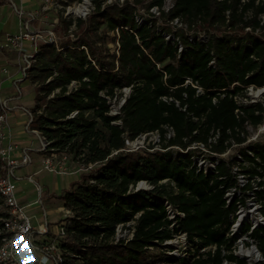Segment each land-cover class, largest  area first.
Returning a JSON list of instances; mask_svg holds the SVG:
<instances>
[{"label": "trees", "instance_id": "1", "mask_svg": "<svg viewBox=\"0 0 264 264\" xmlns=\"http://www.w3.org/2000/svg\"><path fill=\"white\" fill-rule=\"evenodd\" d=\"M102 1L93 0L95 9L85 19L60 16L55 28L67 38L41 44L28 77L36 87L31 128L72 161L96 163L64 194L70 213L64 251L71 264H146L155 249L164 250L161 260L167 264L235 259L222 247L233 244L226 232L236 202L227 203L226 192L236 183L232 165L239 159L221 158L214 171L205 172L192 153L172 146L186 148L218 131L212 150L222 153L239 143L236 150L247 161H241L242 170L251 176L264 172V143H243L248 124L264 120V105L235 99L248 86H264V0H177L161 14L187 23V29L174 30L176 39L165 38L173 31L167 23L159 30L156 18L136 20L140 0L105 6ZM154 4L163 0H150L148 8ZM108 31L114 46L107 44ZM187 31H205L208 39L191 41ZM124 86L130 94L121 112L111 114L109 98ZM166 126L174 135H167ZM155 130L161 149H127L126 138ZM140 181L153 186L137 189ZM165 200L185 213L173 226ZM132 219L134 236L115 241L117 224ZM179 231L196 250L214 244L216 249L175 257L163 242ZM254 235L264 251V235Z\"/></svg>", "mask_w": 264, "mask_h": 264}, {"label": "built area", "instance_id": "2", "mask_svg": "<svg viewBox=\"0 0 264 264\" xmlns=\"http://www.w3.org/2000/svg\"><path fill=\"white\" fill-rule=\"evenodd\" d=\"M38 1L41 4L40 9H30L26 8L24 5L14 4L19 17L22 18L26 16L27 18L26 20H22V27L17 33L6 34L0 44V47L13 49L18 53L19 66L22 73L20 76L21 80L29 77L30 68L40 48L39 41L47 43L57 42L58 36L55 28H53L54 22H49V20L46 19V15L43 17L44 14H42V12H47L52 9H62L60 12L65 15V17L76 20L78 18L85 19L86 15L89 13L91 14L95 9L93 0ZM125 1L126 0H103L102 6L112 3L121 5ZM176 2L177 0H163L161 6L154 4L151 5L149 9L153 15L162 14L163 11L169 12L172 10ZM88 7H90L91 11ZM142 15L143 14L139 15V13L136 14V20L140 24L146 22L150 23L148 19ZM260 18L261 22L264 23V16H260ZM170 21L169 23L173 26V31L164 33V36L166 39H176L177 36L174 30L178 28L187 29V23L179 16L170 19ZM157 24H159L158 29L161 30L162 25L159 22H157ZM187 33L191 41L195 39H208V35L205 31H200L197 34L192 31H187ZM27 42L34 46L32 50L28 48ZM182 50L183 45L179 41V51ZM194 85L197 86L196 84ZM248 88L250 91L254 88L259 89V91H264V86L254 87L251 85L248 86ZM130 91L131 87L129 86H124L120 90L122 93L119 103L120 108L126 101V97L130 94ZM198 91L202 92L203 89L198 87ZM18 92L21 93L20 87H18ZM163 98L166 100L172 99L166 96ZM235 99L239 104H243L239 101L237 95ZM10 108L9 99L1 95L0 86V160L2 168L0 174V211L2 212L0 216V264H71V254H67L61 245V240H64L67 236V216L56 224L54 230H50L49 223L47 222L40 227H36L32 222V215L27 212L26 205L20 201L17 195L15 182V178H17L16 170L20 166L29 165L32 160L28 149L19 148L17 143L13 141L10 136V129L8 128V114ZM32 120L33 114L31 112L29 115V126ZM249 125L251 124H248V126ZM166 127L167 135L169 137L174 135L173 128L170 126ZM256 127L260 131H263L264 120L256 125ZM31 131L38 139V149L44 152L42 168L33 170L27 174V179L36 183L39 194L42 192V187L37 182L36 175L41 170L56 173H81L89 171L96 164L92 162L76 163L72 161L67 151L57 152L50 149L49 141L38 129L31 128ZM147 133H157L158 139H160L157 130L141 133L139 136ZM218 133L219 132L216 131L211 134L207 141H194L186 148L176 145L172 147L179 149L184 155L192 153V159L198 166V169H202L205 172L214 171L221 158H229L232 155L235 156L236 159H239L237 163L232 165V172L235 175L236 183L226 192L227 203L236 202L235 211L231 213V224L226 232L227 237L233 238V244L228 250L222 247L223 253H233L236 258L229 259L226 257L222 264H240L239 260L243 261L244 264H264V251L260 247L259 238L254 235L255 230H259L264 235V195H261L264 190V172H257L251 176L249 173L242 170L241 161L243 160V163L247 161L244 160L240 152H237L235 149L239 143L232 142L222 153L212 150L211 146L217 141ZM258 135H247V139L243 143L257 140ZM125 141L127 149L133 150L129 148V145L132 143L130 138H126ZM69 162L74 164L75 168L73 170L69 169L71 166ZM141 183H145L146 188H151L153 186L146 181H140L136 186L137 189L143 186ZM164 202L168 217L174 220L171 224V226H173L176 223L177 216H184L185 213L178 210V208L168 200ZM134 231V219L121 222L116 226L114 239L115 241L119 239L129 240L134 236ZM177 243L179 244V250H185L182 256L186 255V250L188 248L193 251V256L196 253L206 252L207 250L214 251L216 249V245L214 244L202 246L196 250L191 245L185 231H179L175 233L172 238L165 240L163 242V247L167 248V252L172 255L178 247ZM179 256L181 255L179 254Z\"/></svg>", "mask_w": 264, "mask_h": 264}, {"label": "crops", "instance_id": "3", "mask_svg": "<svg viewBox=\"0 0 264 264\" xmlns=\"http://www.w3.org/2000/svg\"><path fill=\"white\" fill-rule=\"evenodd\" d=\"M14 4L24 5L30 9H40L41 5L38 0H0V44L9 32H18L22 27V20L27 18L26 16L19 17ZM27 45L30 50L34 47L29 42ZM19 65L18 53L15 50L0 47L1 95L9 99L11 107L8 114L9 133L19 148L28 149L32 160L29 165L20 166L16 170L17 195L20 201L26 205L27 212L32 215V222L36 227L47 222L50 230H54L56 224L69 215L65 213L66 209L63 206L64 197L62 202H57L58 199L54 195H60L70 190L74 182L80 180L81 175L80 172L56 173L41 170L36 175L37 182L42 187L41 194L37 191L36 183L27 179L28 173L42 168L44 152L38 149V139L31 131V125L29 126V115L35 106L36 87L29 78L20 79L22 73ZM26 81L33 88L35 87L33 100L29 101L31 103L21 100ZM18 87L21 88V93L18 92ZM69 169L73 170L71 166ZM53 174L59 175L56 179L58 183L56 182L54 188L50 189L47 178L52 177ZM59 188H62V191L58 192Z\"/></svg>", "mask_w": 264, "mask_h": 264}, {"label": "rangeland", "instance_id": "4", "mask_svg": "<svg viewBox=\"0 0 264 264\" xmlns=\"http://www.w3.org/2000/svg\"><path fill=\"white\" fill-rule=\"evenodd\" d=\"M128 1L129 2H134L135 0H128ZM149 1L150 0H140V2H138L137 6H138V10H139V15L143 14L142 16H144L146 18H150V16L152 18H156L157 22H159L162 26L165 23L171 25L169 23V22H171L170 21V18H166L165 17L166 18L165 19L164 17H162L161 14L153 15L151 13L150 9L148 8ZM88 9L90 10V7H88ZM60 10L62 11V9H59V10L52 9V10L47 11V12H42V14H44L43 17H45V15H46V19H48L49 22H54V27L53 28H55L60 23V20H59L60 16L65 17V15H63L60 12ZM88 15H90V13L87 14L85 18H87ZM145 15H147V16H145ZM260 16H264V12ZM74 27L75 26L73 24L72 25V28H74ZM171 27L173 29V26L172 25H171ZM71 30L72 29H70V35H68V36L74 38L75 36H74V34L72 33ZM198 30H200V29H198ZM55 31H56L57 36H58L57 37L56 45H58V43H60V41H62L65 38H67V34L64 33L63 31L57 32L56 28H55ZM9 33H11V32H9ZM12 33H17V32H12ZM107 34H108L107 44L109 46H114L113 42L111 41L112 40L111 39V36L113 35V32L108 31ZM43 43H47V42H40L39 41V45H41ZM31 83H33V82H31ZM23 88H24V93H23V97H22L21 100L22 101H26V102H29V101L33 100V97L32 96H33V94L35 92V87L33 88L26 81L25 86H23ZM121 95H122V93H119V96L117 98H111L109 100V103H110V113L111 114L120 113L121 108L119 107V103L121 101ZM237 97H238L239 101L241 103H243V104H250V103H256V102H262L263 105H264V91H259V89H257V88H254L253 90L250 91V89L247 87L246 88V91L243 94H238ZM29 103H31V102H29ZM115 122H119V120H117ZM247 130H248V135L249 136H255V135H258L259 134L258 135V139L255 140V141H260V142H263L264 143V130L263 131H260L256 126H253V125L247 126ZM130 140H131L132 143H131V145H129V148H132L133 150H140V148H148V147H152V148H149L150 150H152V149H161L162 148V142H161L160 139H158L157 133H152V134L147 133V134H143V135H141V136H139L137 138L130 139ZM235 149H239V148L236 147ZM69 164H71V163L69 162ZM71 168H73V169L75 168L74 167V164H71ZM57 176H59V175H57ZM57 176L53 174L52 177H50V178L48 177L47 178L48 186L50 187V189L51 188L52 189L54 188V185L57 182L56 181ZM141 184L143 186H141L140 188H146V184L145 183H141ZM59 191H62V188H59L58 189V192ZM65 193L66 192H63L60 195H54V197L56 196V198L58 199L57 202H59V201L62 202L63 201V197H64V194ZM63 206L65 207L64 209H66L65 210V213L70 214L68 212V209L65 206V202H63ZM177 246H178L177 249L174 251L175 253H172V255L174 254L173 256H175V257H178L179 254L182 256L183 253L185 252V250H183V249H180L179 250V244L178 243H177ZM150 253L155 254V256L149 257L150 263H146V264H163V263L167 264L165 261H162L161 260V258L163 256H165L164 255V250L155 249V250H151L149 252V254ZM192 253H193V251H191V249L188 248L186 250V256L187 257L190 258L192 256L190 254H192ZM179 263L180 262H178L177 264H179Z\"/></svg>", "mask_w": 264, "mask_h": 264}, {"label": "bare ground", "instance_id": "5", "mask_svg": "<svg viewBox=\"0 0 264 264\" xmlns=\"http://www.w3.org/2000/svg\"><path fill=\"white\" fill-rule=\"evenodd\" d=\"M258 92V91H257Z\"/></svg>", "mask_w": 264, "mask_h": 264}]
</instances>
